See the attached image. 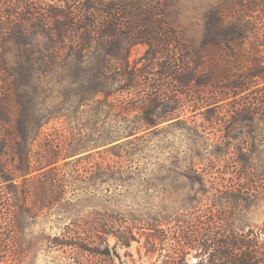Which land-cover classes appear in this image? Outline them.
I'll list each match as a JSON object with an SVG mask.
<instances>
[{
	"label": "trees",
	"instance_id": "obj_1",
	"mask_svg": "<svg viewBox=\"0 0 264 264\" xmlns=\"http://www.w3.org/2000/svg\"><path fill=\"white\" fill-rule=\"evenodd\" d=\"M173 1L58 0L49 5L42 1L38 9L18 3L25 11L32 9L27 13L0 6V49L4 47L0 52V264H21L34 245L26 231L46 209L65 205L69 193L70 199L91 197L109 203L115 193L104 194V186L109 193L135 180L127 147L157 126L141 113L148 115L164 97L146 93L134 101L119 93L116 84L120 78L131 86L140 80L141 73L136 74L130 62L131 51L139 44L150 47L147 55L155 65L159 47L168 38L167 15ZM243 18L240 12L233 16L212 12L210 23L217 32L212 45L245 52L246 35L235 27ZM37 35L45 42H37ZM239 56L233 51L231 57L241 63ZM234 64L210 62V76L198 78V85L238 89L264 84V59H260L251 63L240 82L225 86L229 77L234 78L227 74ZM262 88L256 102L233 107L238 129L257 121L264 127ZM43 95L52 99V106L43 105ZM59 120L61 128L43 130ZM95 214L101 219L89 229H83L80 221L75 234L49 240L51 247L70 251L77 264L85 263L86 253L112 264L108 240L99 233L129 247L133 228L118 225V214ZM87 232L101 240L85 239ZM202 247L199 264H264V229L210 231L202 237ZM187 254L183 248L169 264H188Z\"/></svg>",
	"mask_w": 264,
	"mask_h": 264
},
{
	"label": "rangeland",
	"instance_id": "obj_2",
	"mask_svg": "<svg viewBox=\"0 0 264 264\" xmlns=\"http://www.w3.org/2000/svg\"><path fill=\"white\" fill-rule=\"evenodd\" d=\"M42 1L49 5L58 0H3L0 6L27 13L32 9L25 11L18 3L38 9ZM263 1L172 2L167 15L168 38L159 47L155 65L147 55L150 47L139 44L132 49L130 62L136 74L141 73L140 80L131 86L126 78H120L116 84L119 93L128 94L134 101L146 93L164 97L148 115L141 113L157 126L127 147L132 153L130 165L137 172L135 180L130 186L111 188L109 193L104 186V194L115 193L109 203L91 197L70 199L69 193L65 205L46 209L26 231L34 245L21 264H77L70 251L53 249L49 240L75 234L80 221L83 229H89L101 219L96 211L118 214L117 224H128L134 231L129 247L112 235L99 233L102 240H108L112 264H169L183 248L188 252L186 262L199 264L202 237H208V232L264 229V127L257 121L252 127L243 123L238 129L233 110L252 99L256 102L264 84L238 89L198 85V78L210 76V62H235L227 71L228 76L234 75L225 82L229 86L240 82L254 61L264 59ZM215 10L244 16L235 27L246 35L245 52L234 46L230 50L212 45L217 32L210 15ZM34 39L44 43L46 38L37 35ZM233 51L241 55V63L232 59ZM41 98L43 105H53L51 98ZM61 125V120L51 121L43 130L51 133ZM90 233L84 238L101 240ZM150 248L155 252L150 253ZM83 255L84 264H108L102 257Z\"/></svg>",
	"mask_w": 264,
	"mask_h": 264
}]
</instances>
